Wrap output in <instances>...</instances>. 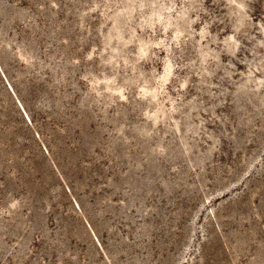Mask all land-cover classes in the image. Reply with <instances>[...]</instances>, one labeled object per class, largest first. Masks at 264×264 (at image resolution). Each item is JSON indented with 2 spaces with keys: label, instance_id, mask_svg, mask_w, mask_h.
<instances>
[{
  "label": "rangeland",
  "instance_id": "374dc122",
  "mask_svg": "<svg viewBox=\"0 0 264 264\" xmlns=\"http://www.w3.org/2000/svg\"><path fill=\"white\" fill-rule=\"evenodd\" d=\"M0 264H264V0H0Z\"/></svg>",
  "mask_w": 264,
  "mask_h": 264
}]
</instances>
